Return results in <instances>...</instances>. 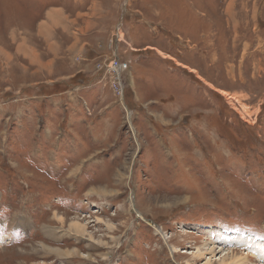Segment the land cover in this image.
<instances>
[{
    "label": "rangeland",
    "instance_id": "1",
    "mask_svg": "<svg viewBox=\"0 0 264 264\" xmlns=\"http://www.w3.org/2000/svg\"><path fill=\"white\" fill-rule=\"evenodd\" d=\"M258 242L264 0H0V264Z\"/></svg>",
    "mask_w": 264,
    "mask_h": 264
},
{
    "label": "bare ground",
    "instance_id": "2",
    "mask_svg": "<svg viewBox=\"0 0 264 264\" xmlns=\"http://www.w3.org/2000/svg\"><path fill=\"white\" fill-rule=\"evenodd\" d=\"M246 243V242H244ZM251 245V244H250ZM175 248V247H174ZM205 249V251L202 250V248H197L198 252H197V257H202L203 255H208L211 254V249L203 247ZM252 254L254 255V257H259L260 259H262L264 261V242H258V243H253L252 244ZM177 249H174L173 252H177ZM179 252V251H178ZM231 254V253H230ZM248 255V253L246 254H242L241 255H234L231 254V256L228 255V253H224L220 255V257L217 260H212L210 257L206 260V262L204 264H210L212 261H218L217 264H245L246 258L245 256ZM214 257V256H212ZM261 261V263L263 262ZM260 263V264H261Z\"/></svg>",
    "mask_w": 264,
    "mask_h": 264
}]
</instances>
